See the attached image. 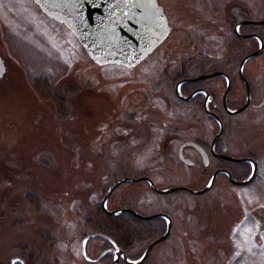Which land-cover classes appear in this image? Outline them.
Wrapping results in <instances>:
<instances>
[{
	"label": "rangeland",
	"instance_id": "1",
	"mask_svg": "<svg viewBox=\"0 0 264 264\" xmlns=\"http://www.w3.org/2000/svg\"><path fill=\"white\" fill-rule=\"evenodd\" d=\"M158 2L173 27L160 50L169 48L181 59H197L204 51L203 69L237 64L253 49V41L232 34L230 15L264 18V0ZM202 3L204 8L193 7ZM257 29L264 36V26ZM0 55L6 67L0 78V264L22 253L38 259H78L82 236L94 232L93 223L98 222L101 196L117 178L150 171L157 188L201 189L218 167H232L228 170L238 174L234 165L216 157L205 166L191 148L184 151L192 165L178 159L181 142H210L217 133L211 121L199 126L146 115L148 120L140 125L129 123L127 117L141 111L140 68L129 72L120 65H97L65 24L44 15L33 0H0ZM245 68L260 84L264 52ZM28 73L53 81L67 100L66 119L55 118L53 105L39 100ZM220 81L210 80L219 96ZM224 120L227 153H250L259 163L250 184L232 185L218 175L212 188L199 195L184 190L157 193L141 180L112 191L108 209L136 207L172 216L170 236L141 264H264V106L226 114ZM146 121L158 126L165 121L173 129L157 133ZM27 193L38 197L40 212L25 198ZM101 245V239H91L87 254L98 256Z\"/></svg>",
	"mask_w": 264,
	"mask_h": 264
},
{
	"label": "flooded vegetation",
	"instance_id": "2",
	"mask_svg": "<svg viewBox=\"0 0 264 264\" xmlns=\"http://www.w3.org/2000/svg\"><path fill=\"white\" fill-rule=\"evenodd\" d=\"M193 7L204 8L205 6H203L202 3V6L196 5ZM163 10L167 15L164 7ZM242 20H264V18L260 19L257 17H253V19L252 18L236 19L233 15L229 16L228 24L231 28L232 34L238 39L253 41V49L252 50L250 49L245 54L246 56L252 52H255L260 47V43L259 40L255 38V36L253 38L242 39L234 33L233 26H235V24H237ZM168 23H169L170 31L167 37L169 36L171 31H173L172 30L173 27L170 25L169 20ZM259 26H264V24H254V25L241 24L239 26V32L242 33L243 35L251 34V33L259 34L264 44V36L261 33H259L257 29ZM166 38L162 40L161 44L166 40ZM161 44H159L155 49L150 51V53L143 60H141L140 63L136 64L135 66L133 67L124 66L125 68L128 69L129 72L133 71L135 68H140L138 70L139 73L137 74V76L139 77L140 84H143L142 85L143 92L141 96V111L136 116L129 115L127 117V120L129 121V123L135 121L138 125H140L142 120H146L147 118L146 115L147 116L149 115L155 118L152 120H156V118L167 119V120L184 119V121L187 120L189 123L191 122V124H193L194 122L198 123L199 126L202 125L200 123L201 121L204 122V120L205 121L207 120L213 123L212 125H210L211 128H213V126H216L217 133L219 131L218 121L221 120L223 123V133L215 142L214 149L217 153H221L224 151L226 154H228L227 146L224 143H222V137L225 131L224 115L227 114L229 116H235L242 114L247 110H253L255 108L258 109L264 106V79L261 81L260 84H258L257 80L259 79L254 77L250 73H247V70L245 68L250 60L255 59V57H258L260 54L264 52V46L262 52L259 55L249 58L244 63L242 67V76L244 78L243 80L240 74V63L243 57H245L244 55L238 60L237 64L235 62H226V64L224 63L223 67H218L214 69H203L205 66L203 59H205L206 56L204 51H203L204 55L200 53L197 54L198 57L197 59H194L193 56L192 57L185 56L181 59V58H176L175 55H173V52L170 51L169 48L160 50L159 47ZM193 50H197V48L193 47ZM152 55L154 56L152 57ZM151 57L152 59H150ZM217 57L219 59L220 58L224 59V56L222 55ZM193 70H198L199 72L193 73ZM215 71H219L221 74H217L210 77H206V76L204 77V75H209L210 73ZM216 77L221 78L220 89H219V91L221 92L220 96L218 95L219 93L215 91L216 89H214V86L210 85V80ZM235 83H238V86H236ZM240 108H242V110H240L237 113L231 112L235 110L237 111ZM146 122L149 128L155 130L157 133H168L170 132L171 129H173L165 121H163L161 126L156 125L155 122H148V121ZM184 132H186V129H184ZM191 133L192 132H190V134ZM217 133H215V135ZM211 140L208 144H203L199 140H186V142L192 141L200 145L207 152L210 161V157H214L212 154H210ZM186 142L183 141L179 144L177 150V157L180 146L184 143L186 144ZM187 148L193 149L196 152V154H198L201 158V155L199 154L197 149L192 145H185L183 147L182 151L185 156L186 154L184 150ZM244 156L253 158V155L250 153ZM218 160L221 161L222 159H218ZM192 164L193 162L191 163V165ZM150 173H151L150 171L147 172L145 171L140 176H148L155 182V179H153L150 175H148ZM144 183L148 185L146 181H144ZM133 209H135L137 212L143 215H148L144 211L138 210L136 207H134ZM159 212L165 213L170 217L171 219L170 233H171L173 227V219L171 214L168 213L167 211H159ZM153 219H157V221H155L153 224L142 222L141 229L160 231L161 233L156 237H154L153 240H155L167 230L166 229L167 221L163 217H157ZM153 219H149V220H153ZM170 233L167 236V238L170 236ZM85 234L82 236L81 240L85 237ZM166 239H164L163 241H165ZM101 240H102V245L100 247V252H102L105 249L111 248L110 243L106 242L103 239ZM89 241L90 240L87 241L86 247ZM15 257L21 259H8V262L6 264H113V261L115 259L112 250H108L106 254H104L100 258L99 256L92 257L89 256L88 254H86V256L80 255L78 259L77 258L75 259L74 257L71 258L66 256L65 257L59 256L54 259H45V258L38 259L36 257H30V256L24 258L21 257L20 255H17ZM131 260H135V259H131ZM116 264H129V263H127L122 258V256H120L119 258H117Z\"/></svg>",
	"mask_w": 264,
	"mask_h": 264
},
{
	"label": "water",
	"instance_id": "3",
	"mask_svg": "<svg viewBox=\"0 0 264 264\" xmlns=\"http://www.w3.org/2000/svg\"><path fill=\"white\" fill-rule=\"evenodd\" d=\"M44 15L62 22L74 34L76 39L82 45L87 55L97 65L117 64L126 67H133L140 63L153 49H155L162 40L168 35L170 28L168 19L163 11V8L158 4L157 0H130V3L125 5V0H33ZM241 24H264V20H242L235 24L234 33L242 38H257L260 47L245 57L240 63V74L242 79V67L244 63L251 57L259 55L263 50V40L259 34H242L239 32ZM6 72V67L2 57L0 56V78ZM221 74L219 71L204 75L210 77ZM203 77V78H204ZM201 78V77H198ZM243 108V107H242ZM237 111H231L237 113ZM219 122V131L212 138L210 143V154L220 159H226L234 162H248L251 165L249 175L238 180L233 177L231 172L226 168L215 169L206 185L201 189H193L184 185H174L164 189L157 188L153 180L147 176L139 177H121L115 179L107 188L100 201V207L108 215H117L128 212L137 218L149 220L157 217H163L167 221V230L157 239L149 243L142 255L131 260L127 257L126 252L118 248L115 242L107 235L102 233L87 234L81 241V254L86 256V241L90 238H102L111 244L110 249L102 251L99 258L102 257L108 250H112L115 256L113 264H116L117 258H122L129 264H141L148 257L151 249L163 241L170 233L171 219L165 213H154L143 215L130 207H118L115 209L107 208V200L110 197L114 188L122 183L135 182L144 180L149 186L158 193H170L177 190H184L191 194H203L209 191L215 183L219 174L225 175L229 182L234 185H246L257 176L258 162L249 157H234L226 154L224 151L217 153L214 149L215 142L223 133V123ZM185 145L194 146L200 153L203 164L208 165L209 157L207 152L195 142L189 141L182 144L179 148L178 157L186 164H191L192 161L185 157L182 149ZM18 259V258H12ZM20 259V258H19Z\"/></svg>",
	"mask_w": 264,
	"mask_h": 264
},
{
	"label": "trees",
	"instance_id": "4",
	"mask_svg": "<svg viewBox=\"0 0 264 264\" xmlns=\"http://www.w3.org/2000/svg\"><path fill=\"white\" fill-rule=\"evenodd\" d=\"M26 79H28L31 89L39 100L50 102L53 105L55 118L62 120L68 117L69 108H67V100L63 95L58 93L56 85L52 80L43 76H33L29 73ZM221 161L228 162L227 160ZM228 163L235 166V171H237L238 174H236L237 176L233 174V176L236 179L242 180L249 175L251 167L248 162L229 161ZM228 169L230 171L233 170L232 167H228ZM224 177L229 182L228 178L226 176ZM25 198L32 203L31 205L35 208V211L40 212L42 210V204L35 194L27 193ZM96 214L98 216V222L95 224L93 223L95 233L99 232L111 237L112 240L116 242L115 244L117 247L124 250L128 258L131 259L139 258L146 245L161 233L158 230L151 231L148 229H141L142 222L153 224L157 219L149 221L142 220L128 213L108 215L100 208V204L97 205ZM87 222L90 225L92 223L90 219H88ZM21 257L26 258L24 253L21 254Z\"/></svg>",
	"mask_w": 264,
	"mask_h": 264
},
{
	"label": "snow or ice",
	"instance_id": "5",
	"mask_svg": "<svg viewBox=\"0 0 264 264\" xmlns=\"http://www.w3.org/2000/svg\"><path fill=\"white\" fill-rule=\"evenodd\" d=\"M130 3V0H125V5L127 6V4Z\"/></svg>",
	"mask_w": 264,
	"mask_h": 264
}]
</instances>
